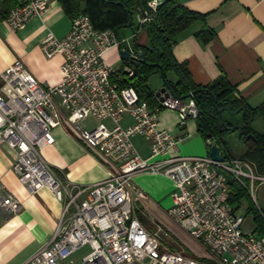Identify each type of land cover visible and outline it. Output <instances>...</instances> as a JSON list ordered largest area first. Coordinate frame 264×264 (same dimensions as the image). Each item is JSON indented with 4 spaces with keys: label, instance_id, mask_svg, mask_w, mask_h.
Here are the masks:
<instances>
[{
    "label": "built area",
    "instance_id": "obj_1",
    "mask_svg": "<svg viewBox=\"0 0 264 264\" xmlns=\"http://www.w3.org/2000/svg\"><path fill=\"white\" fill-rule=\"evenodd\" d=\"M52 1L19 0L6 21L16 31L42 17ZM162 2L148 0L146 7L138 8L140 27L156 20ZM126 42L113 28L95 27L90 15L82 12L73 18L65 36L49 32L43 39L47 58L63 56L57 85L43 86L21 59L0 74V143L15 150L13 169L31 192L48 187L64 204L50 242L23 264H62L86 244L91 251L78 264H264V230L245 229V216L235 214L229 202L230 181L218 170L230 174L254 199L255 183H264V175L244 158L219 161L210 155H180L178 145L187 138V121L198 118L199 107L192 93L182 99L169 90L161 92L158 104L151 107L133 85L120 87L113 82L120 66L105 61L109 49L127 50L132 60H140L142 51ZM124 70L129 77L135 75L131 67ZM163 109L178 113L181 135L159 127ZM127 115L133 122L123 126L121 120ZM89 117L97 124L83 126ZM58 126L97 156L106 168L103 180L75 184L45 160L42 149L55 142L53 130ZM136 135L148 141V157L135 146ZM140 173H162L172 180L168 215L202 244L206 260L168 249L160 233L137 217L148 199L134 180ZM18 206L0 182V207L8 212Z\"/></svg>",
    "mask_w": 264,
    "mask_h": 264
},
{
    "label": "crops",
    "instance_id": "obj_2",
    "mask_svg": "<svg viewBox=\"0 0 264 264\" xmlns=\"http://www.w3.org/2000/svg\"><path fill=\"white\" fill-rule=\"evenodd\" d=\"M178 1L203 14L205 20H197L179 33L178 41L173 47L175 58L188 63L192 77L198 84H207L224 71L229 81L237 86L239 97L252 107L261 105L264 102V0ZM83 11L90 15L95 27L117 30L119 37L127 39L126 43L135 48L149 43L147 28L138 25L137 11L132 16V26H128V14L120 4L105 0H53L42 17L32 18L16 31L10 28L6 19L0 22V74L16 59H21L43 86L57 85L62 79L63 56L57 54L47 58L42 50L43 39L49 32L58 37L65 36L71 29L73 17ZM200 31L213 32L214 37L205 43L197 36ZM104 57L109 65L123 64L124 59L118 47L109 49ZM155 74L161 75L158 72ZM169 78L175 79L173 74ZM149 85L151 86L150 83ZM155 86L151 88L157 96L169 90H164V81ZM236 114H230V117ZM105 122L111 124L109 120ZM132 122L129 115L121 120L123 126ZM178 123L179 115L176 111L163 109L160 112L161 129L179 136L182 130ZM242 123L241 119L234 124L242 126ZM185 129L187 138L181 142L178 151L186 155H209V147L198 132L197 120L189 119ZM257 131L264 132V128ZM53 133L55 142L42 149V156L58 174L79 185L96 183L106 177V168L97 156L64 126L54 128ZM234 133L240 142L230 146L233 153L230 158L245 159L247 146L240 140L238 131ZM133 142L143 157L149 156L150 146L146 139L136 135ZM210 143L214 144L216 141L213 139ZM221 150L222 153L225 152L222 147ZM169 153L173 154L175 150ZM16 157L15 150L6 143H0V182L19 203L14 211L7 212L0 207V264H23L32 254L45 247L55 233L64 205L48 187L31 192L13 169ZM255 172L257 173L256 167ZM135 181L148 196L145 204H142L145 213L148 216V211L156 216L163 215L161 200L172 193V180L162 173H140L135 176ZM258 184L259 187L262 183ZM244 200L245 198L240 207ZM168 201V205H172L173 200L170 198ZM248 206L249 203L246 204L247 210ZM233 207L235 209L234 205ZM258 207L264 209L262 206ZM235 214L243 215L239 213V209H235ZM248 214L253 217L249 211ZM255 229L253 219L246 230Z\"/></svg>",
    "mask_w": 264,
    "mask_h": 264
},
{
    "label": "trees",
    "instance_id": "obj_3",
    "mask_svg": "<svg viewBox=\"0 0 264 264\" xmlns=\"http://www.w3.org/2000/svg\"><path fill=\"white\" fill-rule=\"evenodd\" d=\"M105 1L120 4L132 16L139 7H146L148 2V0ZM18 3L19 0H0V22L8 17ZM200 19L205 20V16L186 7L178 0H163L156 20L147 27L149 43L143 47L137 46L145 53V62L134 61L130 57L123 60L122 66L119 67V74L113 75L112 81L117 82L120 87L133 85L140 98L147 101L151 107H155L158 104L157 93L149 85L148 78L153 73H161V69H163L176 97L185 99L192 93L200 110L196 119L197 129L206 145L210 148L213 145L210 141L214 139L227 153V157L230 156L227 136L237 130L228 129L219 123L218 109H222V120L232 127L237 125L227 119L226 115H230L232 112L236 114L239 111L237 114L242 115L243 122L240 140L244 141L247 146L244 157L255 165L257 173L264 175V132H259L252 126V122L257 116L264 119V102L257 107H252L246 100L239 97L237 86L229 81L224 71L218 78L207 84L196 83L188 63L178 61L173 54V47L178 41L179 33ZM197 36L203 42L208 43L214 37V33L200 31ZM125 67H131L135 75L129 77L124 70ZM170 74H173L175 79H170ZM214 96L216 100H214ZM230 189L229 202L235 206V209H238L242 199L246 198L249 201L248 211L252 213L256 224L255 231L264 230V209L255 205L249 192L236 180L230 182Z\"/></svg>",
    "mask_w": 264,
    "mask_h": 264
},
{
    "label": "rangeland",
    "instance_id": "obj_4",
    "mask_svg": "<svg viewBox=\"0 0 264 264\" xmlns=\"http://www.w3.org/2000/svg\"><path fill=\"white\" fill-rule=\"evenodd\" d=\"M128 46L129 44L126 43ZM152 76L149 78V83L153 88H155L156 83L163 82L162 76L160 74H151ZM230 119L231 122L236 123L237 121H240L242 119L241 114L236 115H226ZM97 124V121L93 117L87 118L85 121L82 122L83 126H93ZM109 126H111L110 123H107ZM252 126L257 129L261 130L264 128V119L260 116H257L256 119L252 122ZM174 134V133H173ZM176 135V134H174ZM227 140L229 141V145L232 146V144L236 142H240L238 138L236 137V133H229L227 136ZM242 144V143H240ZM181 143L178 145V148L180 149ZM246 145V144H245ZM180 155H186L181 153V151H178ZM224 154H227L226 152H223ZM236 155H239V152L235 151ZM206 155V154H204ZM203 156V155H202ZM231 156H228L229 158ZM159 158V157H158ZM157 159V158H156ZM135 180V179H134ZM136 182V181H135ZM247 183L250 184V181L247 180ZM137 184V182H136ZM138 185V184H137ZM258 182L256 183V186H258ZM172 199V195L170 194L165 199L161 200V203H163V215L156 216L148 211L149 216L145 213L143 210V206L140 207L137 213V217L146 225L151 231H157L160 233L161 240L164 245L170 250L176 251V252H182L184 254H187L192 257L200 258L203 260H206V249L202 246V244L191 237L187 231L176 221H174L166 211L172 206L171 204L168 205L170 201L169 199ZM253 202L256 206H262L264 208V183L260 184L258 187V190L256 192V199L252 198ZM249 203L247 199L243 201V204L241 205L239 209V213L245 215V223L244 227L247 229L250 224L253 222V217L251 214H248V210L246 208V204ZM159 227L161 230H159ZM175 236H174V235ZM191 249H195V251H192ZM91 251V247L89 244L81 246L76 252H74L70 257H68L66 260L62 261V264H69L70 261L73 262V264H78L82 261L83 256L88 254Z\"/></svg>",
    "mask_w": 264,
    "mask_h": 264
},
{
    "label": "water",
    "instance_id": "obj_5",
    "mask_svg": "<svg viewBox=\"0 0 264 264\" xmlns=\"http://www.w3.org/2000/svg\"><path fill=\"white\" fill-rule=\"evenodd\" d=\"M128 12V17H129V22H128V26H132L133 24V20H132V15L130 14V12L127 10ZM130 56V53L129 51L125 50V51H121V57L125 60V59H128ZM140 61H143L145 62V53L144 52H141L140 53ZM161 75H162V78H163V81L166 85V89H169V91L171 93H173V90L169 84V82L167 81L166 77H165V74H164V70L161 69ZM214 100H216V97L214 96ZM222 109H218V118H219V123L221 125H224L226 128L228 129H236L238 131V136L240 138V135H241V132H242V126L240 125H237L236 127H232V126H229L227 124L226 121L222 120L221 116H222V113H221ZM239 111H237L236 113H238ZM245 113V112H244ZM232 114H234V112H232ZM211 137V135H210ZM228 153L230 156H233V153L231 151V149H228ZM209 155L214 158L215 160H219V161H222L226 158V155L225 154H222V150H221V147L218 143H215L213 144L210 148H209ZM218 172L220 173H224V175L227 177V179L232 182L233 181V177L226 173V172H223L221 169L218 170Z\"/></svg>",
    "mask_w": 264,
    "mask_h": 264
}]
</instances>
